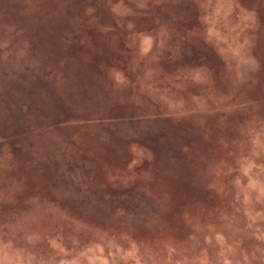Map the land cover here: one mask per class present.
Returning <instances> with one entry per match:
<instances>
[{
	"label": "rangeland",
	"instance_id": "1",
	"mask_svg": "<svg viewBox=\"0 0 264 264\" xmlns=\"http://www.w3.org/2000/svg\"><path fill=\"white\" fill-rule=\"evenodd\" d=\"M0 264H264V0H0Z\"/></svg>",
	"mask_w": 264,
	"mask_h": 264
}]
</instances>
